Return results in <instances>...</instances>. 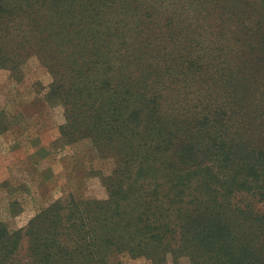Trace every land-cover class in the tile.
Instances as JSON below:
<instances>
[{
  "label": "trees",
  "instance_id": "16d2710c",
  "mask_svg": "<svg viewBox=\"0 0 264 264\" xmlns=\"http://www.w3.org/2000/svg\"><path fill=\"white\" fill-rule=\"evenodd\" d=\"M9 1L0 58L66 52L73 125L116 169L106 199L0 223V264H264V0Z\"/></svg>",
  "mask_w": 264,
  "mask_h": 264
},
{
  "label": "rangeland",
  "instance_id": "374dc122",
  "mask_svg": "<svg viewBox=\"0 0 264 264\" xmlns=\"http://www.w3.org/2000/svg\"><path fill=\"white\" fill-rule=\"evenodd\" d=\"M9 60L0 58V223L17 231L58 200L106 199L104 184L116 169V159L73 125L72 94L83 85L70 87L59 81L66 52L55 55L56 69L37 53ZM246 138V148H260V139ZM27 246L24 237L22 253ZM110 254L113 264H154L143 255ZM189 256L168 253L163 264H193Z\"/></svg>",
  "mask_w": 264,
  "mask_h": 264
}]
</instances>
